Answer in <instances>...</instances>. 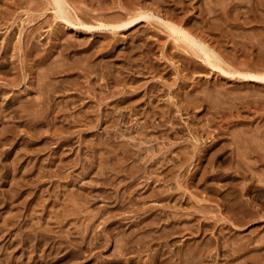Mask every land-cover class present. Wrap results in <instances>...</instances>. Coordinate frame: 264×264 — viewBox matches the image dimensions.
Wrapping results in <instances>:
<instances>
[{
  "label": "rangeland",
  "instance_id": "obj_1",
  "mask_svg": "<svg viewBox=\"0 0 264 264\" xmlns=\"http://www.w3.org/2000/svg\"><path fill=\"white\" fill-rule=\"evenodd\" d=\"M69 1L0 0V264H264V0Z\"/></svg>",
  "mask_w": 264,
  "mask_h": 264
},
{
  "label": "bare ground",
  "instance_id": "obj_2",
  "mask_svg": "<svg viewBox=\"0 0 264 264\" xmlns=\"http://www.w3.org/2000/svg\"><path fill=\"white\" fill-rule=\"evenodd\" d=\"M51 3L53 4L52 6H53L55 13H56L55 17L60 18L61 20H64V21H72V19L74 18V19H78L82 25H84V26L88 25V24H86V22L84 23L83 20L79 17L78 12H77L78 8H75L69 0H51ZM123 5H124V3H123ZM120 8L125 9L126 7L125 8L119 7L118 9H120ZM125 10H127V9H125ZM125 10H124V12H127ZM83 12H84V10H83ZM90 13L92 14V12H90ZM75 15L78 17L75 18ZM110 17H113V16H110ZM153 18H155V19L159 18V20L168 28L170 34H172L174 36V39L176 41H178L180 43H183L182 42L183 40L191 42V46H192L193 50L195 49L197 51L198 55L203 57L204 61H206L208 64H211L213 66L220 67L219 66L220 58L218 57V55L216 54V52L213 49H210V47L208 45H206L205 43L198 41L195 38H192L190 36V34L187 33V31H186L187 29H185V27L183 25H181V24L176 25L174 22H171L168 19H166V20L162 19V18L158 17L155 12H147V11H143L140 9L139 10L138 9L132 10L129 17L126 20L123 19L125 21L122 22V20H121V22H119V23L118 22L117 23H109L108 25L105 24L104 26L101 25L103 28L101 27L99 30H106V31L108 30L112 33L114 32V34L120 33V32H122V31H124V30H126L132 26H136V25L140 24L141 22H143L145 20H151ZM243 76H245V77H247V79H251L253 81H257V82L263 81L264 82V75L245 74ZM261 161L264 162V154L263 153L261 155ZM230 198H232V197H230Z\"/></svg>",
  "mask_w": 264,
  "mask_h": 264
}]
</instances>
